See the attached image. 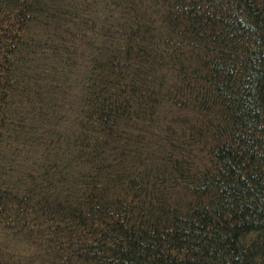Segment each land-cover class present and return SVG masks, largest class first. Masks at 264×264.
<instances>
[{
	"label": "trees",
	"instance_id": "16d2710c",
	"mask_svg": "<svg viewBox=\"0 0 264 264\" xmlns=\"http://www.w3.org/2000/svg\"><path fill=\"white\" fill-rule=\"evenodd\" d=\"M0 264H264V0H0Z\"/></svg>",
	"mask_w": 264,
	"mask_h": 264
}]
</instances>
